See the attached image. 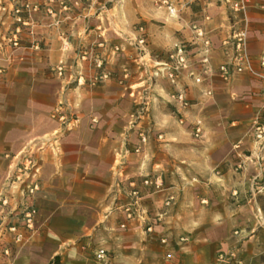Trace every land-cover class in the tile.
<instances>
[{
  "label": "crops",
  "instance_id": "crops-1",
  "mask_svg": "<svg viewBox=\"0 0 264 264\" xmlns=\"http://www.w3.org/2000/svg\"><path fill=\"white\" fill-rule=\"evenodd\" d=\"M170 1L179 6L182 0ZM50 6L52 16L44 5L30 15L31 29L22 28L18 35L20 48L5 42L16 26L0 11V66L6 68L0 84V176L7 163L4 155L16 154L31 142L48 141L37 152V235L12 248L9 261L44 264L79 238L125 239L132 229L145 233V223L139 218L126 221L121 206L131 180L159 176L163 189L144 199L158 236L174 234L178 239L183 231L193 230L201 248L219 247L221 253L234 249L240 264H254L264 253V226L241 218L244 204L251 201L247 198L264 180L253 161L251 136L264 105V82L247 73L224 81L217 73L230 55L224 42L239 16L218 2L194 4L176 18L154 0H81L79 8L69 11L57 2ZM247 17L248 52L254 68L264 73L258 63L264 51V0H249ZM191 22L202 26L211 40L209 64H200L199 44L190 46L189 69L173 87L159 72L173 44L190 40ZM139 27L144 47L136 42ZM95 58L110 76L91 87L88 82L98 73ZM60 65L62 77L55 72ZM178 90L190 101L185 111L171 100ZM144 99L150 104L143 112V126L151 124L152 134L135 153L138 130L130 122L133 106ZM61 100L77 122L57 137L58 123L51 114ZM181 116L183 124L178 122ZM195 120L202 122L199 137L191 126ZM238 142L248 156L244 171L236 169ZM170 195L174 201L166 208ZM0 264L7 260L0 258Z\"/></svg>",
  "mask_w": 264,
  "mask_h": 264
},
{
  "label": "built area",
  "instance_id": "built-area-1",
  "mask_svg": "<svg viewBox=\"0 0 264 264\" xmlns=\"http://www.w3.org/2000/svg\"><path fill=\"white\" fill-rule=\"evenodd\" d=\"M44 11L48 15H54V10L50 4L57 2L64 11L79 8L81 0H45ZM218 2L226 5L230 11L239 16L240 21L233 27L230 38L225 40L224 44L228 46L230 55L227 60L218 66L217 73L221 79L228 81L233 74L247 73L262 82H264V73L254 68V58L249 54L247 48L249 20L247 17V9L249 0H182L179 6L174 5L170 0H154V4L158 8H165L170 17H177L181 9L189 8L194 4L207 5ZM40 2L30 3L28 0H0V11L9 14L16 26L14 31L5 38L13 48H20L19 33L22 28L31 29V14L37 12L43 6ZM205 19H208L206 16ZM141 36L137 39V44L141 47L145 46V36L143 28H138ZM191 31L190 40L187 42H175L168 54L167 61L163 65L164 69L159 72L167 82L176 87L179 83L180 75L183 70L189 69V47L199 44L201 46L200 64L207 67L209 64V51L211 50V40L204 28L195 22L189 24ZM31 31V30H29ZM1 42V40H0ZM66 41L64 45H67ZM34 47L38 44L34 43ZM118 47L114 48L117 52ZM260 67L264 68V51L258 56ZM94 66L98 69V73L91 78V86H95L98 82L108 79L110 73L104 69L101 59L95 58ZM63 67L60 65L55 72L58 76L63 75ZM3 74V67L0 66V79ZM81 78L78 77V83ZM196 83L200 82V77L194 79ZM264 93V92H262ZM145 100V99H144ZM171 100L179 110H187L190 102L185 96L183 90H178L171 95ZM141 111V109H140ZM139 111V112H140ZM52 118L58 123L57 130L54 134L59 137L61 134L70 130L77 122V118L68 110V106L60 101L54 108ZM94 121V120H92ZM180 124L184 123L183 116L178 118ZM132 123V121H131ZM193 134L199 137L202 134L201 120H195L192 124ZM251 136L255 143L254 162L260 176L264 177V105L254 120ZM148 135L145 130L139 132V141L135 153H140L142 147L147 144ZM47 140H39L38 144L30 143L26 148L20 150L11 156L6 155L8 159V167L6 175L0 184V258L6 259L7 264H12L10 260L12 248L19 247L32 240L37 235L36 216L37 207L35 205V195L38 192L39 185V158L37 152L42 150ZM237 152L238 163L236 169L244 171L246 169V161L248 156L240 151V142L234 145ZM129 189L126 192V202L121 206L125 216V220L139 218L145 223V230L152 231L146 208L143 201L153 192H159L163 189V181L159 176H146L137 183L131 180L128 184ZM174 201V196L170 195L165 200L164 205L170 206ZM162 243H166V238L161 239ZM95 257L99 261H107V253L104 249H98ZM219 259L229 262L240 263L235 259L233 252L219 254Z\"/></svg>",
  "mask_w": 264,
  "mask_h": 264
},
{
  "label": "rangeland",
  "instance_id": "rangeland-1",
  "mask_svg": "<svg viewBox=\"0 0 264 264\" xmlns=\"http://www.w3.org/2000/svg\"><path fill=\"white\" fill-rule=\"evenodd\" d=\"M5 75L6 68L3 67L0 84L5 79ZM90 81L91 78L88 82L89 86H91ZM61 101L64 102L63 100ZM48 103L53 104L54 102H42L41 105L44 104L46 106ZM64 104L66 103L64 102ZM149 104L150 101L146 104L144 100L136 104V106H133L132 114H134V116L132 115V123L130 122V126L138 130V141L139 132L145 130L146 135H148L147 143L149 135L152 134V125L148 124L146 128L143 126L145 118L143 112H146V108ZM57 105L58 103L55 107ZM70 108L69 106L68 110L75 116L73 110ZM136 110H138V112H136ZM141 120H143L142 123L140 122ZM6 155L11 156L10 154ZM6 155H4V159L7 163L4 165V169L1 173L0 184L6 175L9 163ZM137 183H139V181H137ZM248 199H251V201L244 204L246 209H244L245 212L241 219L246 220L248 223L258 222V224L264 226V180H261L258 184L256 194L251 195L247 200ZM171 205L172 204H170V206ZM143 206L145 207L144 201ZM170 206L165 207L169 208ZM146 212L148 215L147 209ZM148 218L149 221L147 223L152 226V231L150 232L143 230L145 231L144 233L141 230L132 229L127 233L125 239H114L106 235H98V238L94 237L90 240L86 237L79 238L63 246L57 255L53 256L49 262H45L44 264H240L233 260L226 262L225 260L219 259V254H222L219 247L213 248L208 246L201 248L195 243L192 233L193 230H190V233L186 230L183 231V234L179 235L178 239L174 234L158 236L153 219L150 218L149 215ZM233 230L234 229H232V231ZM186 236L189 237L187 240L185 239ZM162 238H166V243L161 242ZM262 238H264V234H262ZM98 249H104L106 251L108 256L107 261L101 262L96 259L95 252ZM229 252H233L235 254V259L240 262V260L237 259L234 249ZM254 264H264V253H260L259 256L256 257Z\"/></svg>",
  "mask_w": 264,
  "mask_h": 264
}]
</instances>
